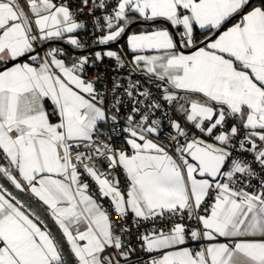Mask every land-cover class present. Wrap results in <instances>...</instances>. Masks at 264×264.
Wrapping results in <instances>:
<instances>
[{
  "label": "snow or ice",
  "instance_id": "snow-or-ice-1",
  "mask_svg": "<svg viewBox=\"0 0 264 264\" xmlns=\"http://www.w3.org/2000/svg\"><path fill=\"white\" fill-rule=\"evenodd\" d=\"M93 8L105 14L94 16L101 35L92 43L126 36L131 61L119 50L69 59L53 46L87 47L75 35L83 8L74 12L70 0H0V175L48 206L79 264H129L130 215L137 229L152 224L137 236L150 257L143 264H264V0H114L110 8L93 0ZM133 24L142 30L129 33ZM104 57L117 70L131 65L111 88L97 87L99 74L86 78ZM172 109L191 127L172 120L175 134L158 142L153 116ZM117 129L126 147L112 142ZM14 200L0 185V264H64L39 217Z\"/></svg>",
  "mask_w": 264,
  "mask_h": 264
},
{
  "label": "built area",
  "instance_id": "built-area-1",
  "mask_svg": "<svg viewBox=\"0 0 264 264\" xmlns=\"http://www.w3.org/2000/svg\"><path fill=\"white\" fill-rule=\"evenodd\" d=\"M98 3L99 0H96ZM114 3V0H109V8ZM71 8L74 12H77L78 9L83 8V12H79L76 16V19L78 22H82L84 24L83 27V37H82V43H85L87 47H85L83 50L85 52V55H88L90 53H94L95 51H105L103 49V45H94L92 42L96 38V36L101 35L100 32L94 31V16H102L105 14L103 10L100 9H94L93 8V0H89V3L87 6L82 4V0H70ZM90 9H93L92 14H90ZM103 20H101V24H103ZM126 60V59H125ZM128 61V60H127ZM117 62L114 58H108L104 57L102 61H97L95 63V66H87L86 72H87V79H93L97 74L100 75L101 80L97 84V87L100 88L101 85H105L108 88H111L112 86V78L113 77H127L129 73V65L128 67H125L123 69L116 68ZM133 80H140L142 88L140 90H143V88H148L151 93L152 97L154 99H159L161 96V91L158 88L156 84H150L148 80L146 79L145 75L142 73H133L132 74ZM125 87L127 86V80L124 79L121 81ZM122 92L123 89H120ZM125 99V106L122 107L121 112L122 114L126 113L127 110L130 108V105L127 103V98ZM165 109H167V105H165ZM154 119H160L161 120V127L159 130V135L153 134V138H156L160 142L167 143L168 138L170 135L175 134V130L170 127V122L172 120H175L174 116V109L167 110V114L165 115L163 111H157L155 115L153 116ZM112 142L116 147L123 146V134L119 132V129H117L116 134L113 135ZM246 158L248 160H251V155L246 154ZM97 167L101 168V165L97 163ZM103 170V168H101ZM256 170L259 172V167L256 166ZM116 175L119 176L121 180V185L123 186L125 182L124 175L120 169L116 170ZM85 180L88 181L90 185V193H92L95 198L103 204V206L108 209L113 216H115V213L111 211V206L108 198L101 199L98 195V187L97 185L87 176L84 177ZM252 188H250V191H255L257 187L259 186V180L258 179H252L251 181ZM127 225L129 228H131V233L129 235H126L125 239H130L131 245L133 248L136 249L135 253L131 256L129 264H143L144 261L148 260L149 254L141 251L139 244L140 242L137 240V236L145 230V228L151 229L152 224L142 222L141 227L139 229L133 227L131 215L128 218ZM159 226V225H157ZM191 246H198V245H191ZM111 251V250H110ZM160 253H152L151 255H159ZM121 264H123V260L121 261Z\"/></svg>",
  "mask_w": 264,
  "mask_h": 264
},
{
  "label": "water",
  "instance_id": "water-1",
  "mask_svg": "<svg viewBox=\"0 0 264 264\" xmlns=\"http://www.w3.org/2000/svg\"><path fill=\"white\" fill-rule=\"evenodd\" d=\"M0 185H3L7 191L15 197L14 202H18L17 205L25 210L27 214H29L32 218L39 217L41 226L45 230L49 231L57 242L64 264H79L67 237L56 223L55 218L52 216L48 208L27 188L24 190L16 189L15 186L2 175H0Z\"/></svg>",
  "mask_w": 264,
  "mask_h": 264
},
{
  "label": "crops",
  "instance_id": "crops-1",
  "mask_svg": "<svg viewBox=\"0 0 264 264\" xmlns=\"http://www.w3.org/2000/svg\"><path fill=\"white\" fill-rule=\"evenodd\" d=\"M21 3H23V0H21ZM233 23L235 22V21H232ZM142 30V28H141V25H139V24H133V25H131L130 27H129V29H128V32L129 33H131V32H139V31H141ZM83 32H84V30H83V28L82 29H78L77 31H76V33H75V35L81 40V42H82V37H83ZM205 35H207V33H203L202 31H199V33H197V36L199 37V39H203V37L205 36ZM65 39H66V37H65ZM123 39H125V41L123 42V43H121V40H123ZM126 40H127V37L126 36H124V37H122L118 42H114V43H110L109 45H107V46H103V49H105V51L107 50V49H111V50H119L120 51V53H121V55L123 56V58L124 59H126V60H128V61H131V59H132V52L128 49V47H127V43H126ZM52 45L53 46H59V47H62V48H64L65 50H66V53H67V55H68V58L69 59H71L73 56H82V55H85V52H84V50L83 49H75L73 46H71V45H69V44H67L66 42H64V41H54V42H52ZM122 46V47H121ZM174 116H175V120H179L180 122H181V124H182V126H184V127H191V125H188L185 121H184V119H183V116L181 115V114H179L178 112H176L175 110H174ZM193 131L195 132V134L196 135H200V133H199V131L198 130H196V129H193ZM151 138H153V137H151ZM153 139H155V140H157L156 138H153ZM158 142H160L159 140H157ZM123 146H125L126 147V145L124 144V139H123ZM5 163H6V161H5ZM29 190V189H28ZM30 191V190H29ZM31 192V191H30ZM32 193V192H31ZM33 194V193H32ZM89 194H91V195H93L92 193H90L89 192ZM34 195V194H33ZM35 196V195H34ZM94 196V195H93ZM36 197V196H35ZM36 198H38V197H36ZM94 198H95V196H94ZM39 199V198H38ZM14 202V201H13ZM42 202V201H41ZM99 202V201H98ZM15 203V202H14ZM43 203V202H42ZM100 203V202H99ZM44 204V203H43ZM45 205V204H44ZM47 208H48V206L47 205H45ZM17 207H20V206H18L17 205ZM20 209H21V211H24L25 212V214H27L26 213V211L25 210H23L21 207H20ZM49 209V208H48ZM50 210V209H49ZM50 212H51V210H50ZM31 217V216H30ZM42 227V226H41ZM42 229H44L43 227H42ZM45 230V229H44ZM63 231V230H62ZM220 240H221V242H223L224 241V238H220ZM71 245V244H70ZM194 247H198V246H194ZM107 254V253H106ZM78 259V258H77Z\"/></svg>",
  "mask_w": 264,
  "mask_h": 264
},
{
  "label": "trees",
  "instance_id": "trees-1",
  "mask_svg": "<svg viewBox=\"0 0 264 264\" xmlns=\"http://www.w3.org/2000/svg\"><path fill=\"white\" fill-rule=\"evenodd\" d=\"M140 25V24H139ZM197 33H199V31L197 32ZM198 37V36H197ZM199 38V37H198ZM125 41V39H123V40H121V43H123ZM124 44V43H123Z\"/></svg>",
  "mask_w": 264,
  "mask_h": 264
},
{
  "label": "rangeland",
  "instance_id": "rangeland-1",
  "mask_svg": "<svg viewBox=\"0 0 264 264\" xmlns=\"http://www.w3.org/2000/svg\"><path fill=\"white\" fill-rule=\"evenodd\" d=\"M107 50H111V49H107ZM107 50H106V51H107Z\"/></svg>",
  "mask_w": 264,
  "mask_h": 264
}]
</instances>
